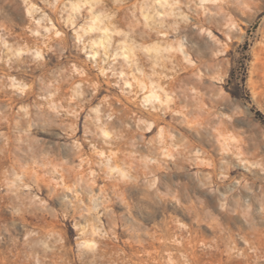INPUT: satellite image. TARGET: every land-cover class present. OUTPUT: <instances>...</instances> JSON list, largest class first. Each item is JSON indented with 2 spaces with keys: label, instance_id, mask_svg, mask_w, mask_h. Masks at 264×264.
<instances>
[{
  "label": "rangeland",
  "instance_id": "374dc122",
  "mask_svg": "<svg viewBox=\"0 0 264 264\" xmlns=\"http://www.w3.org/2000/svg\"><path fill=\"white\" fill-rule=\"evenodd\" d=\"M263 59L264 0H0V264H264L253 249L264 238ZM121 71L133 86L159 79L161 100L189 102L139 130V116L152 120L115 101L133 97ZM58 81L61 104L82 112L74 122L58 113L71 138L53 130ZM107 102L104 121L129 110L106 128L125 139L119 151L104 145L118 171L88 146L93 194L77 177L70 191L56 186V170L78 159L53 148L85 141Z\"/></svg>",
  "mask_w": 264,
  "mask_h": 264
},
{
  "label": "bare ground",
  "instance_id": "6f19581e",
  "mask_svg": "<svg viewBox=\"0 0 264 264\" xmlns=\"http://www.w3.org/2000/svg\"><path fill=\"white\" fill-rule=\"evenodd\" d=\"M202 2L204 0H201ZM165 3V1L163 2ZM162 5V4H161ZM186 21V20H185ZM186 23V22H185ZM194 30V29H193ZM190 31V30H189ZM192 32V31H191ZM101 43V42H100ZM178 44V51L180 53H182V55L184 56L185 60L187 62H191L189 60V57L187 54L184 53L183 49H182V44L177 43ZM171 46V45H170ZM184 46V43H183ZM170 48V47H169ZM171 49V48H170ZM131 52V51H130ZM131 55V54H130ZM94 56V54H92V57ZM124 58L129 59L130 56H128L127 54L123 55ZM263 58V57H262ZM262 60V59H261ZM264 61V59H263ZM192 63V62H191ZM189 63V64H191ZM261 69L264 72V62H261ZM101 72L104 74V69L101 68ZM138 72H140V70L138 69ZM154 73V72H153ZM157 74V73H156ZM263 75V74H262ZM126 76V74L121 71L120 72V78H122L121 81H123L124 85L126 86L127 89H129L127 91L128 94H133V97H125L124 100L121 99H115V101L120 104V105H124L125 103H128L130 106L137 108V111H130V113L132 115H134V117H138V115H142V116H146L147 119L152 120V121H141L140 120V116L137 119V122H140L137 126V128H139V130H144L147 133H150L154 128L155 125L158 124L159 122L163 121L162 118L159 117L160 113H163L164 115L166 114H170V113H177V111L173 110L170 108L169 104L173 103L174 104V108H178V104L179 103H188L189 101H186L184 99H179V101H175L173 99H171L168 95L165 96L164 99H160L159 96L157 94V90H161L164 91V88L162 87L161 83L158 80H153L150 76L147 78V81H136V85L133 86L127 79H125L124 77ZM146 76V75H145ZM145 78V79H146ZM136 80V79H135ZM143 80V79H142ZM188 80V79H187ZM103 85H107L108 88H111L110 83L106 81V83H103ZM102 84L99 85L96 88V92L97 94H99L103 89H102ZM116 86V85H115ZM170 87H172L170 85ZM61 89H62V83L60 81L57 82V84L54 86V98L52 100V104H54V108L53 110L55 111V117L57 118L55 121H58L59 123H57L54 127L53 130L54 131H63L64 132V137H74L78 132L76 131V129L73 127L72 124H63V121L61 119L62 116H65V118H68V121L74 122V119L77 117H81V111L77 112L75 114V111L73 110V104L69 103L66 106H63L61 104ZM105 91V90H104ZM187 91V90H186ZM139 93V94H138ZM190 93V92H189ZM141 95V96H140ZM183 96V95H182ZM194 97V96H193ZM192 98V97H191ZM202 98V97H201ZM84 99V98H83ZM197 99V98H196ZM207 99V98H206ZM213 100V99H212ZM93 101V99L91 100ZM124 101V103H123ZM90 102V101H88ZM197 103V102H196ZM112 103L107 102L103 108L101 110H96L95 116H94V131L93 132H87L88 133V137L85 139V141H82L81 143L76 144L73 148H71V150L69 149H57V146H55L53 148V151H55V156H59V157H64L68 159V162L73 163L75 160L78 159V165L76 167H61L60 170H56V174L58 175L59 181L56 182V186L58 187H63L64 189L67 190H72V188H70L66 183L69 181L70 178L72 177H77L78 179L74 182L75 183V187L80 188L82 190V194H87V196H89L88 194H91L93 191V186L97 183V181L99 180V174H96L94 171L95 168V156L93 154H97L99 157H104L105 158V162L106 164L104 165L106 169H108L109 171L112 170H117V162L119 161V158L117 156L116 151H112L109 150L107 151V149L105 148L106 146H113V148H115L117 151L120 150V148L122 147L123 143H125V139L123 136H117V138H113V136H110V134L107 131V127H113L115 126L117 123L119 122H123L125 120L124 114L128 113L129 110L127 107H125L123 109V111L119 114L116 115L115 117H113L110 120H103V116L105 115L104 112L106 111H111L113 112L112 108ZM192 105H196L195 102L192 103ZM190 106V105H189ZM206 106V105H205ZM192 107V106H191ZM80 108V107H79ZM64 110L63 115H58L60 110ZM208 110V109H207ZM104 113V115L102 114ZM175 116V115H174ZM109 117H111V115H108V119ZM59 119V120H58ZM146 122V124H145ZM93 124V123H92ZM144 124V126L142 125ZM194 125V124H193ZM119 126V125H118ZM196 126V125H195ZM109 127V128H110ZM117 128V127H116ZM142 128V129H141ZM99 130L100 133L98 134L96 131ZM121 131V130H120ZM206 131V130H205ZM133 132V131H132ZM207 132V131H206ZM217 132V131H216ZM164 129H159L157 132V136L160 139L158 141V144H163L164 143L161 141L162 140V135H163ZM120 134V133H119ZM118 134V135H119ZM130 134V133H129ZM208 134V133H207ZM127 135V134H126ZM99 136V137H98ZM221 136V135H219ZM134 137V136H133ZM126 138V136H125ZM131 138V137H130ZM168 138V137H167ZM219 138V137H218ZM129 139V138H128ZM134 139V138H133ZM165 139V137H164ZM128 141V140H127ZM214 141V140H213ZM218 141V139H217ZM225 142V141H224ZM222 143V142H221ZM220 146L221 149L224 151H227V146L225 144H221ZM129 144V143H128ZM106 145V146H104ZM88 146H91L93 149V154H89L88 151L86 150V148ZM133 146V145H132ZM99 147V151H96L97 148ZM218 147V146H217ZM239 149V148H238ZM250 149V148H248ZM105 150V151H104ZM157 150H160V154L164 157H172L169 153H165L166 148L163 147H152V145H147L144 148V152L149 153V154H155V152ZM106 151L108 152V154L106 153ZM139 151V150H138ZM137 151V152H138ZM141 151V150H140ZM142 152V151H141ZM159 152V151H157ZM188 152V150H187ZM229 152V151H228ZM236 152V151H235ZM248 153V151H246ZM183 153V152H182ZM181 151L178 152V155L185 157V154H182ZM238 156H243L244 152L242 150L239 149V151L237 152ZM252 156H255V152L251 153ZM171 159V158H170ZM177 159V158H175ZM198 159V158H197ZM234 160V159H233ZM176 161V160H175ZM178 161V159H177ZM157 162V161H156ZM235 162V161H234ZM153 163V160H148L145 163V169H147V173H150L153 170V166L151 165ZM203 163V162H202ZM239 163L241 165H245L247 164L246 160L240 159ZM249 164V163H248ZM71 165V164H70ZM66 166V165H65ZM206 166V165H205ZM222 166V165H221ZM232 166V165H231ZM250 166V165H249ZM251 166H254L253 164ZM242 167V166H241ZM105 169V170H106ZM116 171V172H117ZM157 171V170H156ZM145 172V173H146ZM108 175V174H107ZM110 175V174H109ZM123 175V174H122ZM110 178V177H109ZM79 189V190H80ZM132 189V188H131ZM246 189V188H245ZM80 190V191H81ZM55 192L57 190H54ZM100 191V190H99ZM93 194V193H92ZM91 194V195H92ZM94 196V195H93ZM90 197V196H89ZM88 197V198H89ZM102 197V196H101ZM52 198V197H51ZM93 199V198H92ZM96 200V199H95ZM104 200V199H103ZM102 200V202H104ZM264 200V199H263ZM54 203L56 202L55 199L52 200ZM237 201V200H236ZM94 202V200H93ZM106 202V201H105ZM59 203V202H58ZM100 203V202H99ZM239 204L241 202H238ZM101 204V203H100ZM103 204V203H102ZM105 204V203H104ZM98 205V204H97ZM96 205V206H97ZM237 205V204H236ZM264 214V213H263ZM256 245L253 246V249L255 251H259L262 252L264 251V238L263 239H258L255 243ZM172 261V260H171Z\"/></svg>",
  "mask_w": 264,
  "mask_h": 264
}]
</instances>
